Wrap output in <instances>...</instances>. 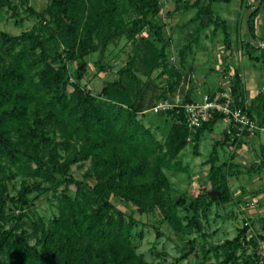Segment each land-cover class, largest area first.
Wrapping results in <instances>:
<instances>
[{
	"label": "trees",
	"instance_id": "16d2710c",
	"mask_svg": "<svg viewBox=\"0 0 264 264\" xmlns=\"http://www.w3.org/2000/svg\"><path fill=\"white\" fill-rule=\"evenodd\" d=\"M233 1H177L173 12L196 9V16L182 25V30L195 24L202 29L210 27L211 36L223 33L225 50L229 51L227 21L216 14L213 5H229ZM161 2L51 0L42 13H37L29 0H0V12L6 8L17 18L20 9H24L27 16L39 18L37 25L18 36L0 31V264H150L144 255L137 254L134 245L136 238H144L142 231L135 232L140 219L119 210L114 200L131 204L138 212H157L161 222L176 234L190 237L172 264L192 257L196 264H212L211 259L213 264H257L256 252L247 247H256L257 237L248 243L246 238L250 228L261 237L264 226L257 232L249 219L243 221L235 238L208 249H198L197 239H191L197 233L204 240L210 238L204 223L208 222L211 208L227 205L233 199L223 177L225 168L236 166L233 162L218 165L217 150V146L229 144L237 150L243 147L244 141L232 124L224 131L222 141L215 143L205 163L210 165V190L203 189L188 201L186 195L173 194L166 173L187 171L178 160L181 152L192 143L194 154L198 155L204 134L212 132L226 116L217 113L192 132L183 109L184 105L195 103L189 91L181 106L159 114L171 120L163 140L139 118L151 87L138 76L136 59L147 65L151 61L146 74L162 68L160 76H169L168 88L155 97V103L165 101L181 77L169 65V43L163 36L166 26L160 20ZM263 5L261 0V5L250 12L252 36L251 21ZM131 14L136 17L127 21ZM144 29L155 38L142 37ZM122 38L132 43L133 55L118 70L117 78L94 96L82 86L88 73V58L95 53L104 55ZM157 43H162L161 49ZM191 49L192 44L181 49L182 62ZM148 50L155 54L149 55ZM225 57L222 56L223 61ZM70 65L73 75L69 74ZM96 66L100 72L109 70L102 60ZM230 90L233 107L246 112L259 129L264 128V92L247 104L239 74L232 78ZM56 134L62 141L56 140ZM87 162L90 166L84 178L75 179L71 175L73 166L82 168ZM254 167L264 170L263 145L260 163ZM18 177L22 181L17 190L13 181ZM7 182L13 185L14 196L7 189ZM70 186L75 188L73 193ZM213 192L220 193L216 200L211 196ZM50 193L57 198L58 215L48 222L43 217L32 221L30 213L35 202ZM27 220L31 222V233L24 228ZM32 237L36 240L34 245L30 243Z\"/></svg>",
	"mask_w": 264,
	"mask_h": 264
},
{
	"label": "rangeland",
	"instance_id": "374dc122",
	"mask_svg": "<svg viewBox=\"0 0 264 264\" xmlns=\"http://www.w3.org/2000/svg\"><path fill=\"white\" fill-rule=\"evenodd\" d=\"M50 1L29 0V3L37 13H42ZM162 2L163 7L160 20L166 26L163 36L167 44L169 43V65L173 66L181 75L175 91L168 93L165 101L155 103V97L162 92V89L168 88L169 76H160L163 71L162 68L149 71L150 73L146 74L148 73V66L152 65L151 61L147 65V63H140L136 58L133 59L137 61L138 76L142 77V80L151 87L145 94V110L140 114L139 118L146 127L156 133L159 140H163L166 137L171 127V120H165V118L159 115L161 112L166 111L163 107L173 109L181 106L189 91H192L191 98L195 100V103H202L205 97H211L213 94H230L232 85V79L229 75L230 59L227 56L228 51L225 50L223 33L220 32L216 36H211L212 28L205 27L202 29L196 24L182 30V25H180L181 19L178 22V18L176 17L173 20L168 18V11L174 8L172 1L162 0ZM190 2L193 1L190 0ZM233 4H215L213 10L216 14L222 16L224 15L223 11L227 10V8L229 9V7L231 8ZM258 7L259 3L255 4L250 11H247L250 7L247 8L244 5L238 10H231L230 12L233 13L230 16L227 10L226 17H230L229 24L227 23L229 40H233V45L236 42L235 48L237 47L232 57V66L239 68L237 70L245 74V77H248L251 73L255 76L257 75L259 85L262 87L264 85L263 60L262 62L255 61L252 57H260L264 52L254 46L256 43L263 44L264 42V5L260 8V13L251 21L253 36L250 33L248 25L250 12ZM23 10L20 9V16L17 18L12 17V11H8L6 8L1 11L0 31L18 36L37 25L39 18L29 17ZM194 14L195 11H192V15ZM135 17L136 14H131L127 17V21H132ZM17 19L21 20V22H17ZM141 36L155 38L147 29L143 30ZM216 39H221V46H216ZM229 40L227 45L231 43H229ZM188 44H192V49L186 52V57L184 58V62H182L180 51ZM156 46L161 49L162 43H157ZM133 51L132 43L128 42L126 38H122L114 45H111L104 55L101 53L91 55L88 58L87 77L82 82L84 89L92 92L94 96L101 94L102 89L109 82L117 78L118 70L131 58ZM151 51L148 50L149 55H154L155 52ZM223 55L227 56L226 61L222 60ZM146 59L149 60L148 58ZM99 60H102L103 64H107V68L109 69L107 72L99 71L96 66V62ZM69 68V74L73 75L74 68L71 65ZM240 72H235L232 76L235 77L237 74L240 76ZM72 79L71 81H73ZM156 107H160L159 109L163 110H159L156 113L154 110ZM227 125L226 121H221L215 125L212 132L204 134L198 155L194 154V145L192 143L188 144L181 152L178 160H180L183 166L188 168L187 171L179 173L166 171L172 182L174 195H186L189 201L197 197L203 189H211L208 182L210 165H205V163L210 159L215 143L222 141ZM255 125L257 129L254 136L243 133L239 137L244 141L243 145L246 148L244 146L241 148H244V151L241 149L237 150L235 145L230 144L228 146H217L220 154L218 165H222L223 163H227L228 165L233 162V165L236 166L232 169L225 168V176L223 177L232 191L233 199L227 205H214L211 208L207 217L208 222L205 221L204 223V231L211 235L210 238L204 240L199 233L191 236V239H197L198 249L201 246L208 249L212 245H219L227 239L235 238L245 219L254 222L257 232L264 226V199H258V195H260L258 192L264 193V170L257 171L253 169L255 165L260 163V147L261 145L264 146L262 144L264 143V139L261 138L259 140L257 138L258 125L256 123ZM54 137L58 142L62 141L59 134H56ZM61 153L63 156L65 155V152L62 151ZM78 166H73L71 175L77 180H82L90 165L87 162L82 165V168ZM21 181V177L13 181L17 190L20 188ZM7 184V189L14 196L16 192L12 190L13 185L8 182ZM63 189L64 187L59 192ZM70 191L73 193L75 188L70 186ZM35 196L36 194L31 196V198ZM113 203L127 215L134 214L137 219H140L139 227L135 232L142 231L144 238H136L134 241L137 254L144 255L146 261L150 264H172L176 258L180 257L186 239L190 237L176 234L166 223L161 222V217L157 212L151 214L144 211L138 212V209L131 204L123 205L115 200ZM57 215L58 201L56 196L50 193L35 202V206L30 213V218L35 222L39 217H43L48 222V220ZM25 223L24 228L31 233V222L27 220ZM9 227L8 225L6 226L7 229ZM30 243L31 245L36 243L34 237L30 239ZM199 251L200 258H202V251ZM210 263L213 264L214 259H211ZM181 264H196V259L192 257Z\"/></svg>",
	"mask_w": 264,
	"mask_h": 264
},
{
	"label": "built area",
	"instance_id": "2783aa9c",
	"mask_svg": "<svg viewBox=\"0 0 264 264\" xmlns=\"http://www.w3.org/2000/svg\"><path fill=\"white\" fill-rule=\"evenodd\" d=\"M160 107H156L155 112H159ZM168 110L169 107H163ZM184 114L188 127L192 132L197 131L204 123L209 122L215 114H222L226 116L232 124L237 136L241 137L243 133L248 132L250 136L255 135L257 129L255 123L250 119L248 114L242 109H235L233 107V97L231 94L219 93L213 98L205 97L202 103H190L183 106ZM254 204V203H253ZM246 226L249 224H245ZM253 237H257V244L254 247L252 244L248 245L250 251L256 252L257 264H264V232L261 237L257 236L254 228H250L247 233L246 243L250 242Z\"/></svg>",
	"mask_w": 264,
	"mask_h": 264
},
{
	"label": "crops",
	"instance_id": "0c3cea01",
	"mask_svg": "<svg viewBox=\"0 0 264 264\" xmlns=\"http://www.w3.org/2000/svg\"><path fill=\"white\" fill-rule=\"evenodd\" d=\"M172 1V3L174 4V8L173 9H170L168 12L170 13L169 15H168V18L169 19H172L173 20V18H178V22H180V19H181V22H180V25H184V24H186L187 22H189L191 19H193L195 16H196V14H197V10L196 9H193V10H190V11H179V12H173L174 11V9H175V6H176V4H177V1H180V2H187V1H189L190 2V0H171ZM193 1V0H192ZM258 1L259 0H234L231 4H233V6L230 8L229 7V9L227 8V10H228V12H227V10H225V11H223V13H224V15H222V18L223 19H225L226 21H227V23L229 24V20H230V17H226V12L227 13H229V16L231 15V13H233V12H230L231 10H238L239 8H242V6H244V5H246L247 6V8H251V7H254V5L255 4H257L258 3ZM162 4V7H163V2H161ZM227 5V4H226ZM230 5V4H229ZM214 6H215V4L213 5V9H214ZM242 10V9H241ZM192 11H195V14L194 15H192ZM247 11H249V9L247 10ZM239 20V19H238ZM178 24V23H177ZM209 29H210V27H209ZM220 40L221 39H216V46H221V43H220ZM255 40V39H254ZM254 40H253V42H254ZM232 41L233 40H229V47H230V50L228 51V57H229V59H230V63H229V66H230V78L232 79L233 78V74L236 72V73H239L240 71H238L237 69H239V68H234L233 66H232V57L234 56V53H235V49H237V47L235 48V46H236V42H235V45H233V43H232ZM222 42V41H221ZM254 43H256V42H254ZM256 48H259V49H261V50H263L264 51V42H263V44H260V43H256L255 45H254ZM239 49V48H238ZM237 51V50H236ZM239 51V50H238ZM222 53H223V51H222ZM227 56L225 57V58H227ZM252 58H254L255 59V61H260V62H262V60L264 59V52L262 53V55L260 56V57H252ZM263 72H264V69H263ZM261 75V74H260ZM232 76V77H231ZM246 75L245 74H243L242 72H240V78H241V80H242V84H243V86H244V88H245V91H246V97H247V104H250L251 103V101H252V99L253 98H255L259 93H261V92H264V85L262 86V87H260V85H259V82H258V77H257V75L255 76L253 73H251L248 77H245ZM244 77H245V79H244ZM226 121V123L228 124L227 125V128H226V130L228 129V127L230 126V122H229V120H227V119H225L223 122H225ZM258 130H259V133H258V139L259 140H261V138H263L264 139V128H258ZM256 137V136H255ZM262 144H264V143H262ZM244 146V148H246L245 147V145H243ZM243 148V149H244ZM243 149H241V150H243ZM248 150V149H247ZM244 151V150H243ZM258 199L259 200H263L264 199V193L263 194H260V195H258Z\"/></svg>",
	"mask_w": 264,
	"mask_h": 264
},
{
	"label": "water",
	"instance_id": "95a60500",
	"mask_svg": "<svg viewBox=\"0 0 264 264\" xmlns=\"http://www.w3.org/2000/svg\"><path fill=\"white\" fill-rule=\"evenodd\" d=\"M258 3H259V6H260L261 0H259ZM211 196H212L213 200H216L217 197L220 196V193L219 192H213V193H211Z\"/></svg>",
	"mask_w": 264,
	"mask_h": 264
}]
</instances>
